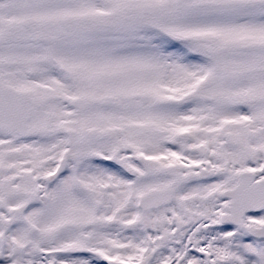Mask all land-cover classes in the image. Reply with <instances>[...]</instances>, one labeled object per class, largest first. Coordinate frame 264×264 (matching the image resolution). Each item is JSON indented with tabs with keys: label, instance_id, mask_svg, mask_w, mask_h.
Returning <instances> with one entry per match:
<instances>
[{
	"label": "snow or ice",
	"instance_id": "snow-or-ice-1",
	"mask_svg": "<svg viewBox=\"0 0 264 264\" xmlns=\"http://www.w3.org/2000/svg\"><path fill=\"white\" fill-rule=\"evenodd\" d=\"M0 264H264V0H0Z\"/></svg>",
	"mask_w": 264,
	"mask_h": 264
}]
</instances>
